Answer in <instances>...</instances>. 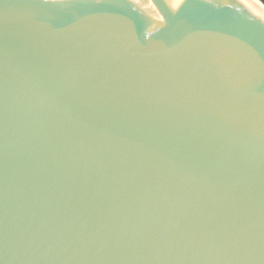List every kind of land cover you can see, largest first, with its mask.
<instances>
[{
	"label": "water",
	"instance_id": "obj_1",
	"mask_svg": "<svg viewBox=\"0 0 264 264\" xmlns=\"http://www.w3.org/2000/svg\"><path fill=\"white\" fill-rule=\"evenodd\" d=\"M0 264H264V17L0 0Z\"/></svg>",
	"mask_w": 264,
	"mask_h": 264
},
{
	"label": "bare ground",
	"instance_id": "obj_2",
	"mask_svg": "<svg viewBox=\"0 0 264 264\" xmlns=\"http://www.w3.org/2000/svg\"><path fill=\"white\" fill-rule=\"evenodd\" d=\"M248 5H250L255 11H257L258 13H260L263 17H264V12L257 7L251 0H244Z\"/></svg>",
	"mask_w": 264,
	"mask_h": 264
},
{
	"label": "trees",
	"instance_id": "obj_3",
	"mask_svg": "<svg viewBox=\"0 0 264 264\" xmlns=\"http://www.w3.org/2000/svg\"><path fill=\"white\" fill-rule=\"evenodd\" d=\"M251 1L264 12V0H251Z\"/></svg>",
	"mask_w": 264,
	"mask_h": 264
}]
</instances>
